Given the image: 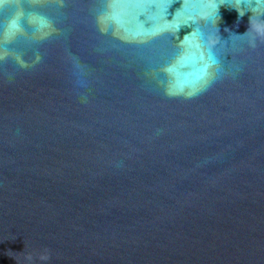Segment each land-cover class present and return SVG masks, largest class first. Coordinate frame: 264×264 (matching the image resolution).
Instances as JSON below:
<instances>
[{
	"label": "water",
	"instance_id": "1",
	"mask_svg": "<svg viewBox=\"0 0 264 264\" xmlns=\"http://www.w3.org/2000/svg\"><path fill=\"white\" fill-rule=\"evenodd\" d=\"M0 264H264V0H0Z\"/></svg>",
	"mask_w": 264,
	"mask_h": 264
}]
</instances>
